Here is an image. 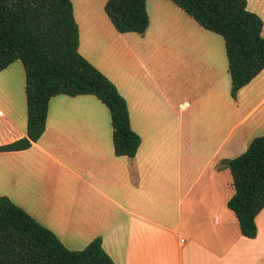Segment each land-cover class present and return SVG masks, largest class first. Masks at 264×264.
<instances>
[{
  "label": "crops",
  "instance_id": "crops-1",
  "mask_svg": "<svg viewBox=\"0 0 264 264\" xmlns=\"http://www.w3.org/2000/svg\"><path fill=\"white\" fill-rule=\"evenodd\" d=\"M70 1L78 52L125 100L139 148L115 156L96 97L55 96L37 142L0 151V197L68 250L100 238L114 264H264V208L255 238L241 235L218 168L264 135V69L233 99L219 35L169 0L146 1L143 35L119 34L107 0ZM246 1L264 24V2ZM24 87L20 61L0 72V148L26 137Z\"/></svg>",
  "mask_w": 264,
  "mask_h": 264
},
{
  "label": "trees",
  "instance_id": "trees-1",
  "mask_svg": "<svg viewBox=\"0 0 264 264\" xmlns=\"http://www.w3.org/2000/svg\"><path fill=\"white\" fill-rule=\"evenodd\" d=\"M147 0H107L104 10L119 34L143 35L149 25ZM203 29L222 37L230 94L264 69L263 21L246 0H169ZM79 32L70 0H0V72L20 61L25 76L26 137L0 151H21L43 135L49 101L58 95H92L109 111L117 157L133 158L140 138L130 128L125 100L115 86L78 52ZM232 177L227 207L241 235L255 238V217L264 208V135L246 151L223 160ZM0 264H114L100 238L84 249H66L7 197H0Z\"/></svg>",
  "mask_w": 264,
  "mask_h": 264
},
{
  "label": "rangeland",
  "instance_id": "rangeland-1",
  "mask_svg": "<svg viewBox=\"0 0 264 264\" xmlns=\"http://www.w3.org/2000/svg\"><path fill=\"white\" fill-rule=\"evenodd\" d=\"M257 2H258V0H256ZM256 1L254 2L253 1V3H256ZM262 1V3L264 2V0H261ZM255 5V4H254ZM251 6H253V4H252V2H251ZM223 44H224V41H223V39L221 38V36H216Z\"/></svg>",
  "mask_w": 264,
  "mask_h": 264
}]
</instances>
